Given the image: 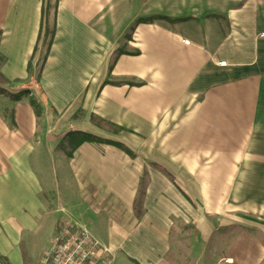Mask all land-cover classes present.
<instances>
[{
	"label": "crops",
	"instance_id": "obj_1",
	"mask_svg": "<svg viewBox=\"0 0 264 264\" xmlns=\"http://www.w3.org/2000/svg\"><path fill=\"white\" fill-rule=\"evenodd\" d=\"M43 1L0 0L4 88L30 91L0 94V257L41 264L55 220L37 254L36 236L58 212L113 264H264V0H57L40 82H16ZM153 16L171 21L136 23ZM92 114L128 131L98 128ZM71 131L132 155L85 142L66 157L58 144ZM54 166L66 210L49 196Z\"/></svg>",
	"mask_w": 264,
	"mask_h": 264
},
{
	"label": "trees",
	"instance_id": "obj_2",
	"mask_svg": "<svg viewBox=\"0 0 264 264\" xmlns=\"http://www.w3.org/2000/svg\"><path fill=\"white\" fill-rule=\"evenodd\" d=\"M56 8H57V0H54L53 3H51V0L43 1L42 9H41V21H40L39 33L37 36L36 43L34 45L33 52L27 63V77L26 79L22 81H16V82L28 83L30 81H33L35 85L39 84L45 61L49 55V51H50L51 45L54 40V35L56 31ZM51 12H52V19L50 18ZM155 19H164V20L171 21V19H169L168 17L154 16V17L139 18L136 21V23L137 24L147 23ZM126 53L128 52L123 47L118 48L113 53L109 61L108 74L111 72L118 57ZM136 53L137 52H135L134 54ZM3 61H4V57L0 55V66L3 63ZM107 83H110V81L106 79L104 84H107ZM8 84H10V82L7 79H5L0 73V94H4L8 96L9 98L17 101V100H20L22 96L28 95L30 92L28 89H24V90L17 91L15 93H10L4 88V86ZM130 84H134V83H130ZM28 101H29L30 106L36 112V114H39L40 105L35 100V98L29 97ZM80 115H81V110H78L76 115H74V118H79ZM90 122L94 126H97L98 128H101V129H104L110 132H119L122 130L128 131L125 128L120 127L107 120H104L94 114L90 116ZM85 142L111 144L116 147H119L120 149L124 150L126 153L131 154V152L121 143L104 140L94 135H91L85 132H80V131H71L65 134V136L62 138V140L58 144V149L64 152V155L66 157H71L73 152L81 144Z\"/></svg>",
	"mask_w": 264,
	"mask_h": 264
},
{
	"label": "built area",
	"instance_id": "obj_3",
	"mask_svg": "<svg viewBox=\"0 0 264 264\" xmlns=\"http://www.w3.org/2000/svg\"><path fill=\"white\" fill-rule=\"evenodd\" d=\"M106 245L94 238L84 225L63 220L51 239L41 264H113ZM0 264H8L0 257Z\"/></svg>",
	"mask_w": 264,
	"mask_h": 264
},
{
	"label": "rangeland",
	"instance_id": "obj_4",
	"mask_svg": "<svg viewBox=\"0 0 264 264\" xmlns=\"http://www.w3.org/2000/svg\"><path fill=\"white\" fill-rule=\"evenodd\" d=\"M53 2L54 0H51V3ZM50 18L52 19V12H51ZM33 91L38 97V93H40L39 88L34 86ZM46 109L47 107L45 106V110ZM61 124L62 126L59 127L58 129H65L66 122L64 123L62 122ZM49 172L50 173H49L48 179H50V182H51L50 187H48L49 196L53 198L54 200L53 204L57 209L64 207V209L66 210V186L64 185V181L62 177L59 175V172L56 169V166L50 168ZM57 214L58 212L55 213V215L53 214V216L51 215V216L44 217V220L42 222L43 229L42 231H40V233L37 234L36 236L37 240L34 243V247L32 249L33 252L35 251V254H37L41 249L47 248V246L49 245L50 234H52L51 231H52L54 220H55V230L58 229L60 223L63 221L62 219L63 215L61 214V216L58 217ZM54 216H57L56 219L54 218ZM81 220H85V218ZM26 259H27V262L29 263L32 261L33 258H31L28 254Z\"/></svg>",
	"mask_w": 264,
	"mask_h": 264
}]
</instances>
